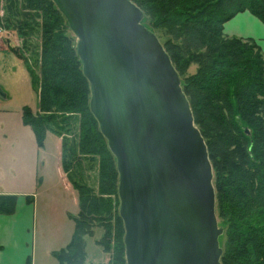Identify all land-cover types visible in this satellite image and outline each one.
I'll use <instances>...</instances> for the list:
<instances>
[{
	"label": "trees",
	"instance_id": "trees-1",
	"mask_svg": "<svg viewBox=\"0 0 264 264\" xmlns=\"http://www.w3.org/2000/svg\"><path fill=\"white\" fill-rule=\"evenodd\" d=\"M2 1L3 21L39 38L38 52L32 50L38 75L27 67L38 87V113L24 110L22 117L38 136L51 130L61 138L62 171L78 196L71 241L54 256L58 264H83L82 236L99 225L104 233L97 244L111 253L108 264H125L115 159L89 111V84L67 22L52 0ZM130 1L143 14L142 25L165 38L162 46L205 142L216 218L225 224L220 264H264V57L254 40L223 33L224 23L242 12L264 25V0ZM14 53L27 66L23 54ZM191 65L195 72L184 77ZM15 207L16 196L0 195V215Z\"/></svg>",
	"mask_w": 264,
	"mask_h": 264
},
{
	"label": "water",
	"instance_id": "water-1",
	"mask_svg": "<svg viewBox=\"0 0 264 264\" xmlns=\"http://www.w3.org/2000/svg\"><path fill=\"white\" fill-rule=\"evenodd\" d=\"M52 2L76 38L89 111L115 159L125 264H220L206 145L141 10L130 0Z\"/></svg>",
	"mask_w": 264,
	"mask_h": 264
},
{
	"label": "rangeland",
	"instance_id": "rangeland-1",
	"mask_svg": "<svg viewBox=\"0 0 264 264\" xmlns=\"http://www.w3.org/2000/svg\"><path fill=\"white\" fill-rule=\"evenodd\" d=\"M2 5L0 0V27L4 29L0 48V134L3 133L7 141L0 142V195H14L28 204L32 264H58L54 255L65 250L71 241L73 218L79 213L78 196L62 171L61 138L51 130L38 136L22 117L24 110L32 116L38 113V87L28 72L30 69L38 75L34 55L38 52V33L27 37L20 35L9 20L3 21ZM66 34L76 44L70 29ZM158 36L162 45L165 38ZM15 51L23 54L27 66ZM195 69V66H189L183 76L192 75ZM84 169L83 174H86V167ZM92 171L88 177L95 183L96 174ZM217 223L219 228L225 227L219 220ZM90 232L82 236L83 264H108L111 253L102 251L97 244L103 236V228L94 225Z\"/></svg>",
	"mask_w": 264,
	"mask_h": 264
},
{
	"label": "crops",
	"instance_id": "crops-1",
	"mask_svg": "<svg viewBox=\"0 0 264 264\" xmlns=\"http://www.w3.org/2000/svg\"><path fill=\"white\" fill-rule=\"evenodd\" d=\"M223 33L228 38L254 40L264 57V25L250 13H238L224 23ZM5 141L7 138L1 133L0 142ZM30 225L31 214L23 200L16 199L14 213L0 215V264H25L27 258L31 257Z\"/></svg>",
	"mask_w": 264,
	"mask_h": 264
},
{
	"label": "built area",
	"instance_id": "built-area-1",
	"mask_svg": "<svg viewBox=\"0 0 264 264\" xmlns=\"http://www.w3.org/2000/svg\"><path fill=\"white\" fill-rule=\"evenodd\" d=\"M4 34V29L2 27H0V48H1V44H2V36Z\"/></svg>",
	"mask_w": 264,
	"mask_h": 264
}]
</instances>
